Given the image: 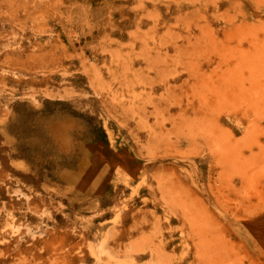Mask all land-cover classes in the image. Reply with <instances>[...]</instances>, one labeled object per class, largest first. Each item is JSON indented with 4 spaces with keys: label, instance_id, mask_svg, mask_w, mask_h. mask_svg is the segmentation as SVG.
<instances>
[{
    "label": "rangeland",
    "instance_id": "obj_1",
    "mask_svg": "<svg viewBox=\"0 0 264 264\" xmlns=\"http://www.w3.org/2000/svg\"><path fill=\"white\" fill-rule=\"evenodd\" d=\"M45 261L264 264V0H0V264Z\"/></svg>",
    "mask_w": 264,
    "mask_h": 264
},
{
    "label": "bare ground",
    "instance_id": "obj_2",
    "mask_svg": "<svg viewBox=\"0 0 264 264\" xmlns=\"http://www.w3.org/2000/svg\"><path fill=\"white\" fill-rule=\"evenodd\" d=\"M80 236H81V235H80ZM41 245H42V244H41ZM41 245H39V246H41ZM34 247H35V246H34ZM42 247H43V246H42ZM34 249H35V248H34ZM34 249H33V250H34ZM88 249H89V248H88ZM91 250H92V249H91ZM93 251H94V250H93ZM93 251H92V252H93ZM99 251H101V250L99 249ZM99 251H98V252H99ZM102 251H103V250H102ZM103 252H104V251H103ZM26 253H27V252H26ZM104 253H105V252H104ZM99 254H100V253H99ZM99 254H98V255H99ZM101 254H102V253H101ZM28 255H29V254H28ZM102 255H103V254H102ZM102 255H100V256H102ZM51 256H52V255H51ZM84 256L86 257V254H85ZM94 256H95V255H94ZM108 256H109V255H108ZM92 257H93V256H92ZM21 258H22V256H21ZM32 258H34V257L32 256ZM48 258H49V257H48ZM48 258H47V259H48ZM82 258H83V257H82ZM112 258H113V257H112ZM44 259H45V258H44ZM51 259H52V257H50L48 260H51ZM77 259H78V258H77ZM20 260H21V259H20ZM36 260H37V259L35 258V261H36ZM53 260H54V259H52V262H55V260H54V261H53ZM84 260H85V258H84ZM22 261H23V260H22ZM37 261H38V260H37ZM43 261H44V260H43ZM19 262H20V261H19ZM28 262H29V261H28ZM31 262H33V260H31ZM45 262H46V264H47V261H45ZM52 262L50 263V262L48 261V263H50V264H52ZM78 262H79V260H78ZM22 263H23V262H22ZM42 263H43V262H42ZM105 263H106V262H105ZM13 264H15V263H13ZM17 264H18V263H17ZM19 264H20V263H19ZM27 264H28V263H27ZM30 264H31V263H30ZM37 264H38V263H37Z\"/></svg>",
    "mask_w": 264,
    "mask_h": 264
}]
</instances>
